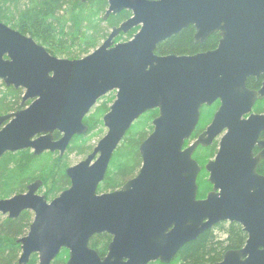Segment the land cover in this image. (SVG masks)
<instances>
[{
    "label": "water",
    "instance_id": "1",
    "mask_svg": "<svg viewBox=\"0 0 264 264\" xmlns=\"http://www.w3.org/2000/svg\"><path fill=\"white\" fill-rule=\"evenodd\" d=\"M84 1V0H83ZM106 16L128 10L132 17L95 51L79 60L57 59L0 23V81L23 90L20 111L0 115V159L30 150L33 156H63L74 137L84 136V119L97 102L116 92L103 116L106 131L93 151L65 174L70 186L51 202L39 194L42 181L24 194L0 200V215H33L20 238L18 264L37 255L51 264L61 250L65 264H168L187 243L221 222L237 223L246 247L230 251L219 264L261 263L264 247V116H247L264 97L246 88L264 75V0H108ZM192 26L195 42L220 37L216 50L192 56H158L157 46ZM115 44L120 33L138 28ZM30 105L26 106V102ZM220 101L206 132L182 150L202 105ZM157 110L153 130L139 147L138 175L120 191L97 194L109 163L131 126ZM54 134L60 137L54 140ZM222 136L205 170L213 191L196 200L200 167L191 156ZM257 146L260 153L254 156ZM108 234V253L89 248L94 235ZM264 261V260H263Z\"/></svg>",
    "mask_w": 264,
    "mask_h": 264
},
{
    "label": "trees",
    "instance_id": "2",
    "mask_svg": "<svg viewBox=\"0 0 264 264\" xmlns=\"http://www.w3.org/2000/svg\"><path fill=\"white\" fill-rule=\"evenodd\" d=\"M68 4H74L73 0H0V22L31 37L55 57L76 59L94 50L105 39V34L113 23L100 20L103 9L101 0H91L79 7L70 20L63 21L61 12ZM125 14L118 18L124 19ZM132 33L135 30L121 35L116 42L130 40ZM192 34L191 27L184 29L178 35L160 43L155 54L192 55L216 45L215 35L209 36L203 44H193ZM21 95L20 89L6 87L0 82V115L15 111ZM114 99V92H111L97 102L83 121L88 127L87 133L82 139L76 137L65 155L59 157L57 154L45 153L33 156L28 150L5 154L0 159V199L23 193L26 186L36 180L43 182L41 190L45 191L41 192L48 201L68 188L70 181L65 172L70 167L69 155L73 152L84 155L90 151L87 140L99 137L105 132L102 118L109 111ZM212 110L201 113L197 130L208 124ZM156 116V110L146 112L126 133L111 158L104 181L98 188L99 193L117 189L136 174L141 163L139 146L151 134L152 121ZM54 138H58V134H54ZM215 148L206 149L205 157H211ZM259 172L264 175V161L259 166ZM31 221L30 212H23L14 220L0 215V264H18L21 251L17 241L26 235ZM217 232L223 233V239L217 237ZM102 236H94L90 240V247L99 254L105 253L109 240ZM101 237L102 239H98ZM244 240V233L235 224L226 226L220 223L201 234L195 241L184 245L175 260L189 264L216 263L225 252L239 249ZM67 259L68 252L63 249L51 264H65ZM37 263V255H32L27 264Z\"/></svg>",
    "mask_w": 264,
    "mask_h": 264
},
{
    "label": "flooded vegetation",
    "instance_id": "3",
    "mask_svg": "<svg viewBox=\"0 0 264 264\" xmlns=\"http://www.w3.org/2000/svg\"><path fill=\"white\" fill-rule=\"evenodd\" d=\"M91 0H73V3L74 4H68V5H66L63 9H62V12H61V15H62V20L63 21H67V20H70L71 19V17L74 15V13H76V11L78 10V8L79 7H81V6H83V5H86V4H88L89 2H90ZM101 1H103V9L101 10V19L100 20H102V22H109V23H111V21H112V23L113 24H110V26H109V28H108V30H107V32H106V34H105V39L104 40H102L101 41V43L94 49V50H92L90 53H92L93 51H95L97 48H99L102 44H103V42L108 38V36L110 35V33L113 31V29H118L124 22H126L127 20H129L131 17H132V13L130 12V11H128V10H122V11H120L119 13H116V14H113V13H110L109 15H107L106 16V13H107V10H108V8H109V3H108V0H101ZM123 13H126L125 14V17H124V19H121L120 20V18H118L120 15L122 16V14ZM118 18V19H117ZM0 23H2L3 25H5V26H7L8 28H10L11 30H14V31H16V32H18L19 34H21L22 36H24V37H27V38H31V37H29V36H26V35H24V34H22L20 31H18V30H15V29H13L12 27H10L9 25H7V24H5V23H3V22H0ZM191 28H192V31H193V34H192V42H193V44H203V43H196L195 42V29L192 27V26H190ZM135 30V33H132V38H133V36L138 32V30H139V27L138 28H134V29H132V30H130V31H128L127 33H120V34H118V36L116 37V39L117 38H119L121 35H127L129 32H131V31H134ZM181 33V32H180ZM178 35V34H177ZM212 35H215L217 38H216V40H217V42H216V45L214 46V48H211V49H208V50H205V51H200V52H198V53H195V54H192V55H196V54H203V53H207V52H212V51H214V50H216L217 49V47H218V44H219V40H220V37L218 36V34H212ZM211 36V35H210ZM131 38V39H132ZM32 39V38H31ZM116 39L114 40V43L115 44H118V43H125V42H128V41H130V40H128V41H119V42H116ZM33 41H34V39H32ZM36 44H38L36 41H34ZM39 46H41V47H43L45 50H46V48L44 47V46H42V45H40V44H38ZM46 52L50 55V56H52V57H55V56H53V55H51L47 50H46ZM90 53H88V54H86V55H83V56H81V57H79V58H76V59H67V60H79V59H82V58H84L85 56H87V55H89ZM192 55H177V56H192ZM165 56H168V55H165ZM55 58H57V59H66V58H59V57H55ZM2 84H3V82L2 81H0ZM263 85H264V75H260V76H258V77H251V78H249V79H247V81H246V88H247V90L248 91H250V92H252V93H259L260 92V90L263 88ZM13 88V87H12ZM14 89V88H13ZM16 90H18V89H16ZM20 91H21V93H22V95H21V99H20V103H19V106H18V108L15 110V111H12V112H10V113H7V114H11V113H15V112H17V111H20L21 110V108H20V104H21V101H22V96H23V90H21L20 89ZM115 94H116V92H114V97H115ZM30 101H28V102H26V106H28V105H30ZM219 107H220V101H215V102H213L211 105H207V104H204V105H202L201 106V108L199 109V119H198V123H197V125H196V127H195V129H194V131H193V133L191 134V136H190V138L184 143V146H183V148H182V150L184 151L185 149H187L188 147H190V146H192L197 140H198V138L200 137V136H202L205 132H206V129H207V127L211 124V122H212V120H213V117H214V115H215V113L218 111V109H219ZM211 109H213L212 110V112L210 113V115H211V117H210V121L208 122V124L203 128V129H201V130H197V127H198V124H199V121L201 120V113H203V112H205L206 110H211ZM157 111V110H156ZM4 115H6V114H4ZM251 115H253V116H264V97L262 98V99H258L255 103H254V105H253V107H252V109H251V111H250V113L247 115V116H244L243 117V119H247L249 116H251ZM157 116H158V111H157ZM156 116V117H157ZM155 117V118H156ZM133 126V125H132ZM131 126V127H132ZM130 130V129H129ZM59 135H58V138H54V140H58L59 139ZM81 139L84 137V136H79ZM221 137L222 136H219V137H217L210 145H208V146H206V147H203V146H197L196 147V149L193 151V153H192V156H191V158H192V160H194L196 163H197V165L200 167V171H199V173H198V175H197V178H196V186H197V193H196V200H204V199H206L207 198V195L209 194V193H211L212 191H213V186L208 182V178H209V174L206 172V170H205V167H206V165L210 162V161H213L214 159H215V156H216V153H217V151H218V148H219V142H220V139H221ZM76 137H74L73 138V140L75 139ZM73 140L71 141V143L73 142ZM259 142L260 141H263L264 140V132H262L261 134H260V136H259ZM144 142V141H143ZM142 142V143H143ZM70 143V144H71ZM141 143V144H142ZM140 144V145H141ZM97 145V144H96ZM69 147V146H68ZM140 147V146H139ZM211 147H216L215 148V152L213 153V155L211 156V157H209V158H206L205 157V150L206 149H208V148H211ZM95 148V147H94ZM94 148H92V149H90V151L86 154V156H85V158L93 151V149ZM67 150H68V148H67ZM67 150H66V152H67ZM32 155H33V153H32V151H30V150H28ZM66 152L64 153V155L66 154ZM260 153V150L257 148V146H255V148H254V150H253V154H254V156H257L258 154ZM45 154V153H44ZM54 154H57L58 156H59V153H54ZM59 157H61V156H59ZM84 158V159H85ZM83 161V160H82ZM262 161H264V159H262V160H260V162L258 163V165H257V168H256V173H257V175L258 176H261L262 178H264V175L263 174H261L260 172H259V166L261 165V162ZM141 164H142V162L140 163V167H139V169L136 171V174L132 177V178H129L125 183H123L122 185H120L117 189H115V190H113V191H120L123 187H124V185L127 183V182H129L130 180H132V179H134L137 175H138V172L140 171V168H141ZM36 181H38V180H36ZM36 181H34V182H36ZM34 182H32V183H34ZM32 183H30V184H32ZM43 183V182H42ZM103 183V182H102ZM30 184H28L27 186H26V189H25V191L23 192V193H20V194H24V193H26V191H27V187L30 185ZM101 185V184H100ZM99 185V186H100ZM69 186H70V184H69ZM99 186H98V188H99ZM42 187H43V184H42ZM42 187H41V189H42ZM69 188V187H68ZM40 189V191H39V194L40 195H43L42 194V190ZM67 189V188H66ZM65 189V190H66ZM64 191V190H63ZM113 191H107V192H102V193H99L98 192V190H97V194H104V193H110V192H113ZM15 195H17V194H15ZM14 196V195H13ZM44 196V195H43ZM45 197V196H44ZM56 198V197H55ZM8 199V198H7ZM1 200V199H0ZM53 200V199H52ZM52 200H50V201H48V202H51ZM221 223H224L226 226H229V225H232V224H235L238 228H239V230L242 232V233H244V235H245V240H244V242H243V244H242V246L239 248V249H236V250H230V251H240V250H242L244 247H246V243H247V240H248V235H247V233L243 230V227L240 225V224H237V223H230V222H221ZM220 224V223H219ZM214 227V226H213ZM212 227V228H213ZM218 234H217V237H220L221 239H223V237H224V235H223V233H221V232H217ZM27 234V233H26ZM100 235H103L102 237H106L107 239H109L108 240V242H107V245H106V251H105V253H103V254H99L98 253V251L97 250H95V249H93V248H91L90 247V240L94 237V236H100ZM94 236H92L91 238H90V240H89V248L90 249H92V250H94V251H96V253L98 254V256L100 257V258H104L106 255H107V253H108V246H109V244L111 243V241H112V237L111 236H109L108 234H105V233H103V234H99V235H94ZM102 237L101 238H98V239H102ZM230 251H227V252H230ZM259 251L260 252H264V247H260L259 248ZM68 252V251H67ZM227 252H225L223 255H222V257H221V259L219 260V261H217L216 263H211V264H219V263H222V261H223V259H224V256L226 255V253ZM260 261H261V263H259V264H264V253H262L260 256ZM176 259V256L168 263V264H189V263H181V262H178V261H176L175 260ZM250 257H249V255H245L244 257H242L240 260L242 261V262H246L247 264H250ZM68 260V259H67ZM148 264H163V263H161L160 261H154V262H150V263H148ZM202 264H208V263H202Z\"/></svg>",
    "mask_w": 264,
    "mask_h": 264
},
{
    "label": "rangeland",
    "instance_id": "4",
    "mask_svg": "<svg viewBox=\"0 0 264 264\" xmlns=\"http://www.w3.org/2000/svg\"><path fill=\"white\" fill-rule=\"evenodd\" d=\"M105 133H106V131L101 136L93 138V139L88 138V140H87L88 147H90L91 149L94 148L96 146V144L98 143V141L105 135ZM85 156H86V154L80 155V154L75 153V152L71 153L69 155V159H68L69 165L74 166V165L78 164L79 162L84 160Z\"/></svg>",
    "mask_w": 264,
    "mask_h": 264
}]
</instances>
